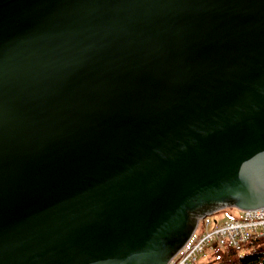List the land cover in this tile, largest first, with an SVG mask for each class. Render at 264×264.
<instances>
[{
	"label": "water",
	"instance_id": "1",
	"mask_svg": "<svg viewBox=\"0 0 264 264\" xmlns=\"http://www.w3.org/2000/svg\"><path fill=\"white\" fill-rule=\"evenodd\" d=\"M264 206V0H0V264H166Z\"/></svg>",
	"mask_w": 264,
	"mask_h": 264
},
{
	"label": "built area",
	"instance_id": "2",
	"mask_svg": "<svg viewBox=\"0 0 264 264\" xmlns=\"http://www.w3.org/2000/svg\"><path fill=\"white\" fill-rule=\"evenodd\" d=\"M222 208L224 207L199 217L189 238L166 264H199L198 261L203 263L210 259V254H207L208 249L231 248L240 252L249 243L264 240V206L246 210L238 209L237 217L221 223L214 220L212 223L211 217ZM201 222L205 230L199 234L198 228Z\"/></svg>",
	"mask_w": 264,
	"mask_h": 264
},
{
	"label": "trees",
	"instance_id": "3",
	"mask_svg": "<svg viewBox=\"0 0 264 264\" xmlns=\"http://www.w3.org/2000/svg\"><path fill=\"white\" fill-rule=\"evenodd\" d=\"M254 248L251 251L239 254L234 249L216 251L211 255L207 264H264V240L249 243Z\"/></svg>",
	"mask_w": 264,
	"mask_h": 264
},
{
	"label": "rangeland",
	"instance_id": "4",
	"mask_svg": "<svg viewBox=\"0 0 264 264\" xmlns=\"http://www.w3.org/2000/svg\"><path fill=\"white\" fill-rule=\"evenodd\" d=\"M239 215V211L236 207H233V206H226L224 208H222L221 210L217 211L216 213L213 214V216L211 217V220H212V223L214 220H216L218 223H221L225 220H228V219H232V218H235ZM213 226V224H212ZM204 225L203 223L201 222L200 225H199V228H198V233H202L204 231ZM254 246L253 245H246L244 250L240 251L239 254L241 255L242 253L244 252H248V251H251L253 250ZM217 248H212V249H208L207 250V254H213L215 251H216ZM211 260V259H209ZM208 260V261H209ZM207 262H200L198 261L197 263L199 264H207Z\"/></svg>",
	"mask_w": 264,
	"mask_h": 264
}]
</instances>
